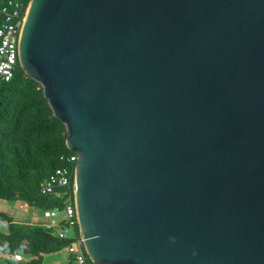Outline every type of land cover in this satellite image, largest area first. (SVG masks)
<instances>
[{"label":"water","instance_id":"1","mask_svg":"<svg viewBox=\"0 0 264 264\" xmlns=\"http://www.w3.org/2000/svg\"><path fill=\"white\" fill-rule=\"evenodd\" d=\"M18 63L93 264H264V0H29Z\"/></svg>","mask_w":264,"mask_h":264},{"label":"trees","instance_id":"2","mask_svg":"<svg viewBox=\"0 0 264 264\" xmlns=\"http://www.w3.org/2000/svg\"><path fill=\"white\" fill-rule=\"evenodd\" d=\"M7 0H0V4ZM65 125L53 114L42 87L25 75L19 64L9 82L0 83V200L26 203L36 209H53L61 200L43 196L39 185L69 155ZM0 252L32 257L25 263L42 264L43 256L58 253L68 241L56 238L39 226L16 223L0 211ZM87 264H93L86 254Z\"/></svg>","mask_w":264,"mask_h":264},{"label":"built area","instance_id":"3","mask_svg":"<svg viewBox=\"0 0 264 264\" xmlns=\"http://www.w3.org/2000/svg\"><path fill=\"white\" fill-rule=\"evenodd\" d=\"M28 3L29 0H7L0 4V83L9 82L19 64L18 39ZM61 160L66 165L56 168L39 185L41 195L57 197L61 200L60 205L53 209H36L21 202L19 215L15 213L12 219L16 223L39 226L50 231L56 238L68 241V246L65 248L69 254L68 263L87 264L86 251L77 224L73 190L74 170L79 154L70 151V154L62 156ZM37 211L40 212L39 216H36ZM23 216L34 218V221H24ZM31 259L32 257L17 252H0V260L3 263H25Z\"/></svg>","mask_w":264,"mask_h":264},{"label":"rangeland","instance_id":"4","mask_svg":"<svg viewBox=\"0 0 264 264\" xmlns=\"http://www.w3.org/2000/svg\"><path fill=\"white\" fill-rule=\"evenodd\" d=\"M21 206V202L19 201H12V202H7L0 200V211L7 213L10 217L13 218L15 213H18L19 215V207ZM36 216L40 215V212L37 211L35 212ZM24 221H34V218L28 217V216H23L22 217ZM6 223L0 222V231H6ZM68 258L69 254L65 249L61 250L58 253L50 254V255H44L43 256V261L42 264H69L68 263ZM0 264H4L0 260Z\"/></svg>","mask_w":264,"mask_h":264},{"label":"crops","instance_id":"5","mask_svg":"<svg viewBox=\"0 0 264 264\" xmlns=\"http://www.w3.org/2000/svg\"><path fill=\"white\" fill-rule=\"evenodd\" d=\"M0 232H2V233H6L7 232V227H6V231L4 232V231H0ZM69 259V258H68ZM57 264V263H56Z\"/></svg>","mask_w":264,"mask_h":264}]
</instances>
